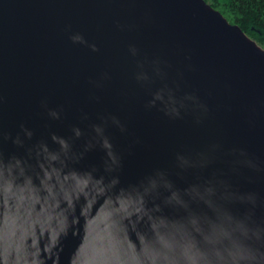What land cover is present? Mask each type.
Segmentation results:
<instances>
[{
    "label": "water",
    "instance_id": "water-1",
    "mask_svg": "<svg viewBox=\"0 0 264 264\" xmlns=\"http://www.w3.org/2000/svg\"><path fill=\"white\" fill-rule=\"evenodd\" d=\"M0 264H264V48L205 0H0Z\"/></svg>",
    "mask_w": 264,
    "mask_h": 264
},
{
    "label": "trees",
    "instance_id": "trees-1",
    "mask_svg": "<svg viewBox=\"0 0 264 264\" xmlns=\"http://www.w3.org/2000/svg\"><path fill=\"white\" fill-rule=\"evenodd\" d=\"M264 48V0H205Z\"/></svg>",
    "mask_w": 264,
    "mask_h": 264
}]
</instances>
